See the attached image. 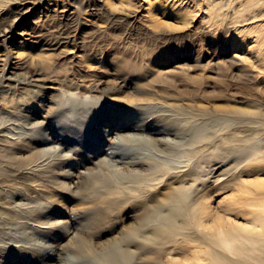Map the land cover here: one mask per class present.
<instances>
[{"label": "rangeland", "instance_id": "obj_1", "mask_svg": "<svg viewBox=\"0 0 264 264\" xmlns=\"http://www.w3.org/2000/svg\"><path fill=\"white\" fill-rule=\"evenodd\" d=\"M213 1L221 2L220 6L223 3V7H215L209 14L211 9L203 0H0V32L19 16L17 8L33 9L13 27L7 39L0 38V79L10 76L27 82L12 92L2 89L3 78L0 80V264H40L45 257L52 258L53 264L80 260L85 255L78 258L72 248H66L75 241L72 234L58 227L50 233L46 227L59 222V227L82 235L88 230L82 225H87L92 213L88 208L98 202L92 184H71V193L53 184L31 190L25 187L32 182L26 175L16 174L27 173L24 161L28 154L15 151V146L1 140L30 137L31 130L22 116L28 110L43 116L53 113L57 116L54 120L59 121L65 118L62 112L68 113L65 107H75L72 118L81 117L93 124L94 129L86 127L83 135L77 130L72 135L66 133L69 139L48 137H55L62 145V154L75 157L71 164L76 165L80 156L94 155L95 161L103 158L101 150L106 147L100 137L102 129L116 126L125 115L124 109L110 106L107 108L112 114L108 118L92 114L102 102L128 106L135 100L132 104L182 108L187 116H194L189 121L196 123L200 122L198 116L210 113L207 131L216 133L239 126L219 119L220 110L264 107V0ZM118 64L125 68L120 69ZM239 65L253 75L255 88L251 85L249 90L234 83L229 74ZM223 80L231 86L221 85ZM70 85L75 88L71 90ZM94 86L110 89L103 96L108 102L96 104L91 100L94 98L85 91ZM63 93H78L90 98V103L80 105ZM87 106V114L79 109ZM64 124L59 121L51 127L61 135ZM6 146L9 149L4 151ZM258 163L264 165V161ZM244 165L229 162L215 167L202 191L210 198L211 210L222 215L235 195L242 197L241 204L225 215L236 224L248 226L252 220V208L246 204L252 196L248 190L257 180L264 181V166L259 165L260 172H243ZM86 169L73 168L72 172L78 175ZM196 186L201 189L200 184ZM37 212L41 217L35 218ZM132 223L127 209L120 219L100 229L104 235L97 236L95 243L119 236ZM188 246L192 250L185 252L186 256L193 251ZM18 248L23 252L16 251ZM91 256L87 254V258ZM164 258L186 264L182 251L175 248L169 249Z\"/></svg>", "mask_w": 264, "mask_h": 264}, {"label": "bare ground", "instance_id": "obj_2", "mask_svg": "<svg viewBox=\"0 0 264 264\" xmlns=\"http://www.w3.org/2000/svg\"><path fill=\"white\" fill-rule=\"evenodd\" d=\"M203 2L211 9L209 14L221 3H213V0ZM32 11V8H17L19 16L0 32L2 41ZM118 65L122 70L125 68ZM236 70L229 74L234 78V83L240 84L241 88L252 89L253 75L242 71L240 65ZM2 78V89L6 88V91L11 89L14 92L16 87L21 88V85L27 83L10 76ZM230 84L226 80L221 83L226 87ZM252 86L255 88L254 84ZM70 88L73 90L75 87L70 85ZM85 92L91 94L90 97L94 98L91 100L98 104L105 100L103 96L110 93V89L94 86ZM63 94L80 105L90 103V98L78 96V93ZM133 101L128 106L119 102H102L99 110L91 111L94 115L108 118L112 112H109L107 106L125 110V115L122 114L116 126L109 125V128L102 129L100 137L104 143L103 148H106L101 150L105 155L98 161L94 160V155H84L80 156L76 165H72L71 160L75 157L73 159L63 155L62 145L55 139L57 136L69 139L67 132L72 135L79 131L83 135L86 127L94 129L93 124L81 117H71L75 107H65L68 113L62 112L65 118L59 121L65 123L62 128L66 130L61 128V135L51 127V124L59 122L54 120L57 117L55 114L43 116L30 109L27 115H22L31 130L30 137L22 138L23 141L6 137L1 140L15 146V151L28 154V160L24 161L27 173L19 171L16 174L26 175L28 181L32 182L25 185L26 188L53 184L68 193L72 192L71 184H92L96 188L98 202L88 208V211L92 210L91 216L87 225H82L84 229L88 228L87 232L78 235L67 227H59V222L50 223L46 227L50 233H54L55 227H58L63 228L65 234H72L75 241L66 248H72L78 258L85 255L80 260L71 259L67 264H177L172 258H164L169 249L173 248L182 251L186 264H264V181L257 180L248 190L252 194L246 199V204L252 208V220L248 226L236 224L225 215V212L233 211L241 204L242 197L235 195L222 215L211 210L210 198L202 191L207 177L214 174L215 167L226 166L229 162L235 163V166L245 162L243 172L247 169L256 172L262 170L259 165H264L258 162L264 161V107L259 106L257 110H220L222 116L219 119H226L239 126L216 133L207 131V118L212 117L210 113L198 116L200 122L196 123L189 121L194 116H187L182 108L132 104ZM88 107L79 109L87 114ZM127 114L131 120H127ZM38 118L43 119L38 121ZM123 120L125 124L122 125ZM35 134L40 136L36 137ZM50 135L55 137L48 138ZM55 143L59 145L54 146ZM8 149L6 146L3 150ZM107 151H110L109 154ZM116 158L122 160L117 161ZM78 167L87 169L75 175L72 169ZM196 184H200L201 189ZM244 187L247 190V186ZM127 209L133 220L129 229L96 244L94 239L104 235L100 234V229L120 219L122 212ZM135 211L137 213L134 215ZM39 217L41 214L37 212L35 218ZM188 245L193 247L190 256L184 255L192 250ZM16 251L23 252L20 248ZM87 254L92 256L87 258ZM40 264H53L52 258H41Z\"/></svg>", "mask_w": 264, "mask_h": 264}]
</instances>
